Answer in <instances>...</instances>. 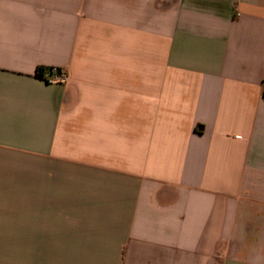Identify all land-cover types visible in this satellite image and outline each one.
Returning <instances> with one entry per match:
<instances>
[{"label":"crops","instance_id":"1","mask_svg":"<svg viewBox=\"0 0 264 264\" xmlns=\"http://www.w3.org/2000/svg\"><path fill=\"white\" fill-rule=\"evenodd\" d=\"M263 90L264 0H0V264H264Z\"/></svg>","mask_w":264,"mask_h":264},{"label":"built area","instance_id":"2","mask_svg":"<svg viewBox=\"0 0 264 264\" xmlns=\"http://www.w3.org/2000/svg\"><path fill=\"white\" fill-rule=\"evenodd\" d=\"M42 78L47 84L63 86L69 81V73L64 68L53 67V69L46 72Z\"/></svg>","mask_w":264,"mask_h":264},{"label":"trees","instance_id":"3","mask_svg":"<svg viewBox=\"0 0 264 264\" xmlns=\"http://www.w3.org/2000/svg\"><path fill=\"white\" fill-rule=\"evenodd\" d=\"M53 67H40L38 68V76L42 77L46 72L52 70ZM263 94H264V90H263Z\"/></svg>","mask_w":264,"mask_h":264}]
</instances>
